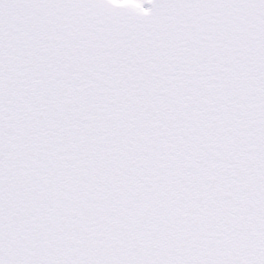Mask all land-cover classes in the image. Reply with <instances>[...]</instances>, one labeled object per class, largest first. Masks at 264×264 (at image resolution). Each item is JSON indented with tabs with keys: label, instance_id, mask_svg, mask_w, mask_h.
I'll return each instance as SVG.
<instances>
[{
	"label": "snow or ice",
	"instance_id": "1",
	"mask_svg": "<svg viewBox=\"0 0 264 264\" xmlns=\"http://www.w3.org/2000/svg\"><path fill=\"white\" fill-rule=\"evenodd\" d=\"M0 264H264V0H0Z\"/></svg>",
	"mask_w": 264,
	"mask_h": 264
}]
</instances>
